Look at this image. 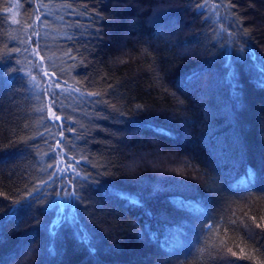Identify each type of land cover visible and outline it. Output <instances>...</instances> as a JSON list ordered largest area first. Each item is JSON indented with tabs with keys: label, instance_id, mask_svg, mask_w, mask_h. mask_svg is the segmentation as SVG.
<instances>
[{
	"label": "trees",
	"instance_id": "16d2710c",
	"mask_svg": "<svg viewBox=\"0 0 264 264\" xmlns=\"http://www.w3.org/2000/svg\"><path fill=\"white\" fill-rule=\"evenodd\" d=\"M199 2L0 0V264H264V0Z\"/></svg>",
	"mask_w": 264,
	"mask_h": 264
},
{
	"label": "snow or ice",
	"instance_id": "6c2138e0",
	"mask_svg": "<svg viewBox=\"0 0 264 264\" xmlns=\"http://www.w3.org/2000/svg\"><path fill=\"white\" fill-rule=\"evenodd\" d=\"M184 3L188 7H191L194 4L195 5L194 12L195 11H198L200 8L206 7V5L205 4H201L199 2V0H184ZM236 6L237 5L235 3H233V0H229V3L227 5V7L229 8L230 14L232 15L233 18H235V15L236 14L232 10L235 9ZM42 7H44V5L38 4L36 6V8H35V11L37 13H39L38 15L35 16V20L38 21V22H40V23H43L44 19L47 18L43 13H40V9ZM83 10H84L85 13H88L89 17L92 18L93 25L95 24L96 21H100L101 23L104 21V16L99 11H96L95 9H93L91 12H89L87 6H84V9ZM172 14L173 13L171 11H169L168 9H160V10H158L157 18H156V23H159L161 19H166L168 16H170ZM199 14L200 15H203V13H199ZM78 15L79 14H77V16ZM205 19H207V17H205ZM230 27H231V25H229V28ZM221 31H228L223 24H221ZM101 32H102V29L101 28H96V27L93 26L92 27V30L88 34V42L91 43V41L93 39H101L102 40L103 39V36L101 35ZM228 34L231 35L232 33L229 31ZM33 35L38 37L39 36V32L38 31H34L33 32ZM29 39H32V38L30 37ZM36 44H37V49H39V41L38 40L36 41ZM222 47H223V45H221V48ZM15 51H19V49H15ZM25 51H27V49H25ZM233 52H234V54L240 56L241 58H246L248 55H250V54L247 53L246 49H243V48H236V49L233 50ZM38 54H39L38 51L37 50H34L33 55H38ZM64 55L67 56L69 60H73L74 61L76 59L74 56L71 55V49H69L68 52H65ZM10 58L11 57L9 56L8 59H10ZM40 60L41 61L44 60V57L41 56L40 57ZM3 62H4L3 61V58H0V64H2ZM79 66H83L85 68L87 67V65L84 64V61L83 60L80 61V65ZM228 67L230 68L231 65H228ZM262 67H264V66H262ZM261 74L264 75V72H262ZM2 75H4V73L2 71H0V76H2ZM44 75L47 76L48 73L45 72ZM53 76H54V74H53ZM187 82L190 83L191 80H188ZM261 83L264 84V80H262ZM56 87L57 88L60 87L59 82L56 83ZM112 87L113 86L111 84H109V88H112ZM74 91L79 92V89H75ZM52 95H53V97H55L56 92L53 91ZM89 95L92 96V97H100L101 94L100 93H97V92H92V93H89ZM95 102L97 104H100V103L106 104L107 103V101H103L101 99H97ZM53 103L55 104V100L53 101ZM49 111H50V115L53 117V120L51 121L52 123H55L57 121H60L61 122V125H62V119H67V117L62 118L61 116H57L55 114V112L51 111V109ZM119 115L122 116L124 114L123 113H120ZM170 118H174V117H170ZM181 119H185V117L181 116ZM160 134L161 135H169V136L171 135V133L168 132L167 130H161L160 131ZM61 135H63V132H61ZM61 143H62L61 140H57V144L58 145L61 144ZM50 158L51 159H54L55 158V153L54 152L52 154H50ZM82 159H86V157L85 158H82ZM70 168H71V166H69V168L64 169V171L67 172V171L70 170ZM77 175H78V173H77ZM89 179H90V177L85 176L84 182L87 183V181ZM38 191H40L39 188L34 189V192H38ZM65 194L66 195H69V196L75 197L76 202H77L78 205L79 204H82L83 201H84V199H85L78 191H72V192H67L66 191ZM0 203H2V202H0ZM135 203L136 204H139L140 202L137 200V201H135ZM17 205H19V210H23V203L22 202H19V201L16 202L15 204H10L8 206V209H11L13 207H17ZM29 207H30V204H29ZM0 213L4 214L5 213V210L0 209ZM32 219H33V221H35V223L31 225L32 227H35V226H37L40 223V221L36 220L35 217H33ZM66 222H68V221H61V224L60 225H52L51 226V229H50V234H51L52 231H56L59 226H62V224L63 223H66ZM93 223H95V222L93 221ZM142 233H143V229H141V233L139 235H142ZM77 238H78V242H81V243H83V244H85L87 246L88 251H89V253L91 255H94L95 254L96 249H95L94 246L91 245L90 236H88V235H78ZM48 251L51 254L54 251V248H49ZM229 251L231 252V249H229ZM27 252H28V247L27 246H22V248L20 250V253H19L20 258L21 259H26L25 254ZM241 253H243V249H241ZM232 255L233 256H236L237 253L232 252Z\"/></svg>",
	"mask_w": 264,
	"mask_h": 264
}]
</instances>
